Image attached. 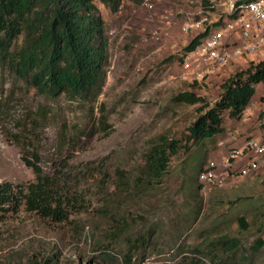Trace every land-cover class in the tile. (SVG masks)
I'll return each mask as SVG.
<instances>
[{
    "label": "rangeland",
    "instance_id": "obj_1",
    "mask_svg": "<svg viewBox=\"0 0 264 264\" xmlns=\"http://www.w3.org/2000/svg\"><path fill=\"white\" fill-rule=\"evenodd\" d=\"M202 2L163 0L151 12L130 0L116 13L101 5L110 58L105 84L95 100L41 95L0 64V183L34 181L27 164L31 161L45 173H69L72 186L94 193L89 210L73 215L71 222H52L24 208L5 217L0 221V264H180L181 259L188 264L194 254L188 250L179 254L178 244H173L182 232L188 248L206 235L227 232L241 242L242 260L237 264H264V247L258 252L252 248L258 237L264 238V230L258 231L264 224V161L258 172L230 177L224 185L207 190L201 187L193 199L187 195L190 185L199 183L195 182L199 162L201 170L209 160L222 168L232 147L261 135L264 106L253 122L250 114L244 120L226 115L222 133L188 152L182 141L162 179L147 191L134 193L151 144L160 136L182 138L197 115L199 104L174 97L190 90L212 103L223 79L248 66L225 67L219 73L226 69L228 73L202 83L179 79L180 54L194 38L182 30L183 24L200 13L210 17L220 13L219 8L205 9ZM155 31L158 38L153 37ZM104 115L109 130L101 129ZM93 167L95 175L87 176ZM121 171L128 183L123 193L117 188ZM104 175L113 184L110 196L96 193ZM195 203L201 204L199 214L191 212ZM241 214L250 223L247 230L235 220ZM150 226L159 230L158 240L139 248L132 262H126L127 241Z\"/></svg>",
    "mask_w": 264,
    "mask_h": 264
},
{
    "label": "trees",
    "instance_id": "obj_2",
    "mask_svg": "<svg viewBox=\"0 0 264 264\" xmlns=\"http://www.w3.org/2000/svg\"><path fill=\"white\" fill-rule=\"evenodd\" d=\"M125 1L0 0V64L8 67L16 79L25 81L41 95L51 98L65 95L83 101L95 100L105 84L106 67L110 58L109 37L101 5L110 13H116ZM130 1L137 5L143 2ZM202 1L205 9L210 8L207 0ZM201 36L194 37L185 50L194 48ZM19 39L20 43L17 42ZM260 84L264 86V59L252 61L246 68L223 79L219 85V95L212 103L190 90L176 95L175 101L199 104L196 108L197 115L182 138L167 139L160 136L151 144L144 155L141 185L134 193L139 195L150 189L151 183L162 179L168 171L171 158L180 152L182 141L186 142L183 145L188 152L193 146H199L205 140L222 133L225 130L226 115L232 119L243 118V113L252 102ZM263 114L264 112L261 115ZM100 123L101 129L109 130L110 124L105 115ZM200 163L195 172V182L201 171ZM27 164L35 173L34 181L27 184H15L11 181L0 183V221L22 208L56 223L71 222L73 215L89 210L94 193L72 186L69 173H45L38 164L31 161H27ZM94 169L96 168L88 170L87 176H94L97 170L93 171ZM74 179L80 181L82 178ZM119 179V192H127L128 183L124 172H119ZM96 185V193L109 195V187L113 184L104 175L103 180H98ZM201 187L200 183L194 188L190 185L192 191L187 192L188 197L193 199V196H198ZM192 209L199 214L201 204L195 203L191 212ZM190 214L187 213L186 220H189ZM196 218L197 216L193 220ZM235 220L242 230H247L250 226L243 214ZM115 226L123 230V226ZM262 230L263 223L258 228V231ZM158 231L150 226L137 234L136 238L129 239L124 260L131 263L139 248L149 247L154 238L158 240ZM182 234L183 232L178 241L174 238L173 244H178L179 254L185 250L194 254L186 261L188 264H237L242 260L238 256L240 239L227 232L216 237L206 235L200 244L190 248L183 241L185 237ZM263 247L264 238L261 236L256 239L252 248L254 252H258ZM184 262L181 259L178 263ZM251 263L250 261L248 264Z\"/></svg>",
    "mask_w": 264,
    "mask_h": 264
},
{
    "label": "built area",
    "instance_id": "obj_3",
    "mask_svg": "<svg viewBox=\"0 0 264 264\" xmlns=\"http://www.w3.org/2000/svg\"><path fill=\"white\" fill-rule=\"evenodd\" d=\"M163 0H143L152 11ZM209 7L220 13L208 16L200 13L186 21L182 30L202 35L200 42L181 52L182 81L202 83L230 65L245 67L252 61L264 59V0H207ZM157 31L153 37L158 38ZM250 114L249 109L243 113ZM264 161V131L259 136L247 137L241 145L232 147L223 160L222 168L209 160L198 175L203 190L222 186L233 176L245 177L258 172Z\"/></svg>",
    "mask_w": 264,
    "mask_h": 264
},
{
    "label": "crops",
    "instance_id": "obj_4",
    "mask_svg": "<svg viewBox=\"0 0 264 264\" xmlns=\"http://www.w3.org/2000/svg\"><path fill=\"white\" fill-rule=\"evenodd\" d=\"M231 65L228 68H230ZM227 69L225 71H223L222 73H217L216 75L212 76L210 79L214 80L215 78L220 77L221 75H225L226 73H228ZM264 93V86L262 84H260L257 87V92L256 95L253 97L252 102L250 103L249 107L247 109H249L250 111V117L249 120L251 122H253L254 120H256L258 118V115L262 112V108L264 106V101H262L261 96ZM252 104H255V106H252ZM247 119L246 117L241 118V120Z\"/></svg>",
    "mask_w": 264,
    "mask_h": 264
}]
</instances>
